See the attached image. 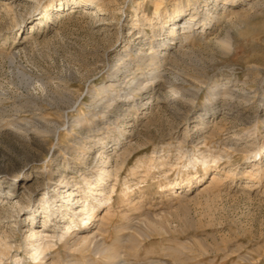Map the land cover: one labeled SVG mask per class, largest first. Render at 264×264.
<instances>
[{
	"label": "rangeland",
	"instance_id": "obj_1",
	"mask_svg": "<svg viewBox=\"0 0 264 264\" xmlns=\"http://www.w3.org/2000/svg\"><path fill=\"white\" fill-rule=\"evenodd\" d=\"M208 1L0 0V172L19 175L10 187L36 176L28 181L33 194L15 199L21 205L0 201V238L12 242V254L27 264H264V156L252 161L264 139V0H242L232 13L218 0L226 15L212 22L218 41L181 29L174 40L181 49L158 42L160 20L168 28L174 6L207 21L217 11ZM155 51L161 60L148 67ZM140 57L143 83L163 87L153 103L95 105L111 71L121 65L122 78L132 77ZM78 117L82 125L65 123ZM108 148L121 156L105 179L109 201L92 220L96 239L58 241L51 258H30L25 235L36 225L31 211L47 170L88 191ZM193 155L211 161L189 165Z\"/></svg>",
	"mask_w": 264,
	"mask_h": 264
},
{
	"label": "bare ground",
	"instance_id": "obj_2",
	"mask_svg": "<svg viewBox=\"0 0 264 264\" xmlns=\"http://www.w3.org/2000/svg\"><path fill=\"white\" fill-rule=\"evenodd\" d=\"M213 1L215 2L214 6H215V9L217 11L215 14L208 16L207 21L205 20V17L203 16V14L201 12L198 13L197 9H194L190 13L185 14V12H186L185 8H183V7L180 8V7H178V5L174 6L173 10H175V12L173 15H170L169 21L171 20V22H169L168 28H166V26H167L166 22H163L162 18L160 20V22L162 24H160L158 26V28L163 31V33H162L163 37L161 39H158L159 40L158 42L161 43V46L168 50V47L170 44L176 43L174 48H176L178 50L181 49L182 44H180V43L178 44V42L174 41L177 37V33H178L177 31L181 30V29L184 30L185 35H187V33H190V32L191 33L196 32L198 34L205 36L207 38L208 43L209 42L210 43L215 42L219 36L218 37L217 36H214V37L211 36V34H212L211 32H213L212 31L213 30L212 29V27H213L212 22H214V21L216 22L217 20L218 21L223 20V19H225L226 15H224L223 12H220V9L218 8L219 7L218 6V0H213ZM210 2H212V0L208 1V3H210ZM239 2H242V0H224L223 1V8H226L225 9L226 12L232 13L234 7H236V5ZM38 4H40L39 0H37V6H38ZM47 8H48V6L46 5L45 6V10H46L45 13L46 14L48 11ZM160 9H161V4L159 3L156 5L155 13L159 14L161 16ZM61 10H64V7L61 6ZM186 15H188V17H185ZM180 21L181 22L183 21V24L181 23V25H179V27H176V25ZM198 24H200V25H198ZM211 24H212V26H211ZM200 27H201V30H200ZM30 37L31 36H29V34L26 35L25 38L23 39V42H26L27 39ZM187 37L188 36H186L185 38H187ZM219 40H222V39H219ZM222 43L224 45H230V41L228 39H225ZM227 48H229V46ZM139 54H141V53H139ZM152 56L147 57L148 60H150V62L148 63V67L155 64V63H153V60H155V62L161 60V52H158L153 57ZM145 58H146V56H145ZM138 59H140V61L137 60L138 68H136L133 71V73L131 75L132 77H129V74H128V76H126L125 78H122L123 77L122 75H124L125 71H122L121 65L117 66L115 69H113L111 71L112 75H111V78L109 79V84H106L103 87H101L99 89V91L97 92L96 96L93 97V103H95V105H99V106L105 105L108 102V100L119 101V102L131 101V102H134V105L138 106L139 108L140 107L141 108H148L153 103V101L155 100L156 92L158 90L161 92L163 87L159 83H157V82L155 83V81H154L155 85H154V88H153L154 91H153V90H150L149 87H147V84L143 83L144 78H142V76H138V74H137L138 69L141 68V62L143 61V58L140 57ZM156 63H158V62H156ZM127 65H128V68H132L133 62L127 63ZM161 72H160V74H161ZM158 73L159 72H155V71L150 73L153 80H154V78H156L158 76ZM127 78H128V80H125ZM217 86L218 85H215V87H217ZM127 88H130V89H128L129 91L127 90ZM177 89H178V91L173 93V95H175V96L182 94V92L184 90L183 85ZM135 90H138L139 94H141V93L145 94V97L140 98V96H137L135 94ZM194 94H196V91H194ZM95 113L96 112H93V114H95ZM141 113H143V112H141ZM35 116H37V115H35ZM65 123L70 124V127L75 126V124H77V125L81 124L82 125L84 123V118H81V117H78L75 119L68 118L67 120H65ZM65 123H64V125H65ZM132 125L133 124H126V126H130V127ZM56 131H57V129H56ZM132 132H134V131H132ZM120 135H121L120 138L121 137L124 138L123 133H121ZM120 138H118V141H120ZM257 140H258V144H261L263 149L258 150L254 153L255 157L252 158V161L257 160V155H259V157H258L259 159H261L264 156V139L259 137ZM118 141L115 142L114 144H111L112 146H116L114 149H116L117 146L120 145L118 143ZM108 150H109V148L106 149L104 152L99 154L100 164L98 166L97 178H95L94 180H89V179L87 180L88 191H85V189H82L79 186L73 188V186L76 184H72L70 177H68L67 175H62L61 179L58 180V179H56L57 173L55 170H53V169L47 170L49 177H48L47 182L44 183V187H43L44 193L41 195V199H40L39 203L37 205H35V207L31 211L32 212V216H31L32 224L34 222H36V225L28 231L29 234L25 235V242H26V240L28 241V244L25 248L26 249L25 251H27V253L30 254V258L32 257L34 260L39 259V263H41L45 258L48 257V255H51V256L53 255V253L55 252V251H53V248L57 244L58 241L65 242L64 245H66V244L68 245V244H71V242H73L72 240H74V242L76 241V243H77V241L86 243L88 241L93 242V240L96 239L97 234L95 232H92V226L94 225V223H92L93 222L92 220H94L96 218L95 213L98 210V208H100L104 204V202H106L108 200L107 199L108 195L106 192L107 187L104 184L105 179L107 176L110 175V171H111L110 167L113 166L112 165L113 160L118 161L119 157L121 156V154H119V156L114 159V154L117 151L110 153ZM55 158H57V157H55ZM215 159H216L215 162H217V158H215ZM210 161L211 160H209L205 156H203L201 159H199L195 155L189 157V159H188L189 165L192 164L193 166H196L197 163H200V162H201V164H204V165L206 164V166H207ZM116 165H118V164H116ZM0 174H1L0 175V201H2V203H3L6 200L5 203L9 204L10 207L11 206L14 207L15 204H20V205L22 204V202H20V200L15 201V199L17 197H20V199L22 200V199H24V197L30 196V194H33V192L35 191L34 189L31 188V186L28 185V181L34 179L36 176L19 177L16 180V182L12 183V187H10L9 183L12 182V179H15V177H17L19 175L16 174L13 177H9L7 175L8 173L3 172V171H2V173L0 172ZM168 182L169 183L166 184V186H168V188L174 189V187L178 184L177 182H173V181L172 182L168 181ZM189 187H191V185ZM62 188L64 189L63 191H61V192L58 191ZM52 189L53 190L57 189V191L59 193L53 194ZM9 198H10V200H9ZM14 201H15V203H14ZM21 208H23V207H21ZM38 212H39V214H38ZM40 215L44 219L42 229H40L41 227L40 226L38 227V225H37L38 224L37 219H38V216H40ZM14 216H15V219L12 220V222L15 221V223H16L20 219H19L18 215L15 214ZM15 225L16 224H13L12 226H15ZM98 225H100V224H98ZM99 227H101V226H99ZM12 232H13V230H12ZM18 248H17V250L20 249V248L19 249ZM70 248H72V247H70ZM12 250H13L12 242H9L8 240H4V238L3 239L0 238V264L2 262H4L5 259H12V260L14 259L16 262L15 264H27L25 262V261H27V259L24 261L23 258H21V256H20V258H21L20 259L18 253H13V254L11 253ZM48 258H51V257H48Z\"/></svg>",
	"mask_w": 264,
	"mask_h": 264
}]
</instances>
